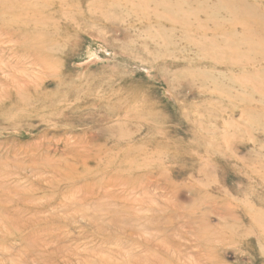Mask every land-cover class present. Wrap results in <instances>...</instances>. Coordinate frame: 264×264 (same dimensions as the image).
I'll use <instances>...</instances> for the list:
<instances>
[{
	"label": "rangeland",
	"instance_id": "rangeland-1",
	"mask_svg": "<svg viewBox=\"0 0 264 264\" xmlns=\"http://www.w3.org/2000/svg\"><path fill=\"white\" fill-rule=\"evenodd\" d=\"M0 264H264V0H0Z\"/></svg>",
	"mask_w": 264,
	"mask_h": 264
},
{
	"label": "bare ground",
	"instance_id": "bare-ground-1",
	"mask_svg": "<svg viewBox=\"0 0 264 264\" xmlns=\"http://www.w3.org/2000/svg\"><path fill=\"white\" fill-rule=\"evenodd\" d=\"M20 17V16H19ZM156 262V261H155Z\"/></svg>",
	"mask_w": 264,
	"mask_h": 264
}]
</instances>
